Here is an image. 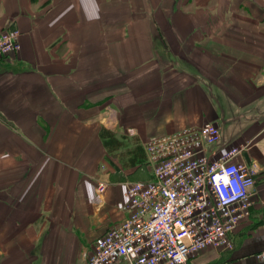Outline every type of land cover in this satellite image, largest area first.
<instances>
[{
    "label": "crops",
    "instance_id": "1",
    "mask_svg": "<svg viewBox=\"0 0 264 264\" xmlns=\"http://www.w3.org/2000/svg\"><path fill=\"white\" fill-rule=\"evenodd\" d=\"M6 30L0 264H88L153 177L145 143L206 125L213 159L238 149L257 184L234 249L189 264H264V0H0Z\"/></svg>",
    "mask_w": 264,
    "mask_h": 264
},
{
    "label": "built area",
    "instance_id": "2",
    "mask_svg": "<svg viewBox=\"0 0 264 264\" xmlns=\"http://www.w3.org/2000/svg\"><path fill=\"white\" fill-rule=\"evenodd\" d=\"M20 32H0V58L18 53ZM132 132V131H130ZM222 129L206 125L149 140L153 177L126 189L128 216L96 240L88 264H189L207 247L234 249V231L250 216L256 166L213 159ZM106 183H99L104 193ZM264 261V249L256 254Z\"/></svg>",
    "mask_w": 264,
    "mask_h": 264
}]
</instances>
